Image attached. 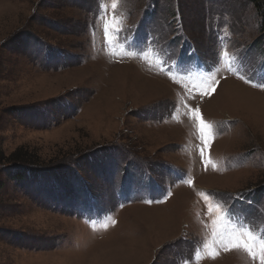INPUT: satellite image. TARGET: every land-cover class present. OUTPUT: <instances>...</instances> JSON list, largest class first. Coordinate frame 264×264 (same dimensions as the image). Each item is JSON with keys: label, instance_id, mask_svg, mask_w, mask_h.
Listing matches in <instances>:
<instances>
[{"label": "rangeland", "instance_id": "1", "mask_svg": "<svg viewBox=\"0 0 264 264\" xmlns=\"http://www.w3.org/2000/svg\"><path fill=\"white\" fill-rule=\"evenodd\" d=\"M261 84L252 0H0V264H260Z\"/></svg>", "mask_w": 264, "mask_h": 264}, {"label": "snow or ice", "instance_id": "2", "mask_svg": "<svg viewBox=\"0 0 264 264\" xmlns=\"http://www.w3.org/2000/svg\"><path fill=\"white\" fill-rule=\"evenodd\" d=\"M115 7L116 4L114 3L113 8ZM212 79V77H208L207 79L202 80L199 84H194L193 87L200 88L201 94H207L210 87L208 85V80ZM173 82L177 85L181 83L180 80L175 78H173ZM258 86L264 88V84ZM192 116L193 119L199 120L200 134L205 144H207L211 136L210 126L205 123L198 110L193 111ZM209 195L213 197L217 196L215 193H210ZM241 197L242 194H238L236 197H229V199H240ZM213 225L214 243L218 244V246L225 250L242 249L247 252L253 260L259 257L260 264H264V239L257 240L246 228L242 231H238L235 228L229 227L227 221H223L222 226L220 227H217L216 221H213Z\"/></svg>", "mask_w": 264, "mask_h": 264}, {"label": "trees", "instance_id": "3", "mask_svg": "<svg viewBox=\"0 0 264 264\" xmlns=\"http://www.w3.org/2000/svg\"><path fill=\"white\" fill-rule=\"evenodd\" d=\"M252 2L256 5V8L263 14L264 17V0H252ZM22 151H18L12 157L17 159V161H22Z\"/></svg>", "mask_w": 264, "mask_h": 264}]
</instances>
